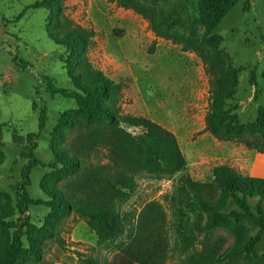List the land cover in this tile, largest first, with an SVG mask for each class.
Wrapping results in <instances>:
<instances>
[{"label": "trees", "instance_id": "16d2710c", "mask_svg": "<svg viewBox=\"0 0 264 264\" xmlns=\"http://www.w3.org/2000/svg\"><path fill=\"white\" fill-rule=\"evenodd\" d=\"M130 9L145 18L156 37L178 43L183 51L194 52L202 60L210 77L209 101L204 116L203 131L219 140L243 143L249 149L264 152V105L257 109L253 121L242 123L232 104L238 85V73L244 68L234 67L229 53L221 48L223 37L214 32L219 22L239 0H197V15L180 20L181 2L169 14L157 11L154 0H107ZM32 9L48 11L45 20L47 36L64 49L59 56L73 89L57 87L44 76L45 88L51 94L74 99L73 112L82 118V134L75 144L59 147L63 133L57 131L51 139L54 159L52 181H43L41 189L46 198L30 197L27 187L35 166H46L36 158L35 139L44 128L47 108L42 104L38 116V132L25 135L27 145L20 155L27 158L21 179L15 184L17 201L14 206L0 201V264H39L43 260L45 240L57 239L59 219L71 213L84 218L87 225L104 243L121 235L127 226L128 238L116 245L115 263L165 264L170 251V230L175 233L177 249L186 253L196 245L200 233L207 234L217 225H231L250 221L258 226L252 237H237L232 253H254L264 234V178L242 174L227 164L212 169L209 181L193 179L186 168V158L176 135L156 121L145 117L122 114L119 99L123 83L106 76L93 66L88 49L95 33L75 23L66 13L65 0H32ZM16 16L18 21L24 14ZM202 26V35L192 33ZM264 77V71L262 72ZM252 100L263 92L256 81L255 67L249 70ZM73 119L61 117V127L71 128ZM1 126V125H0ZM132 128L129 131L127 128ZM1 144V142H0ZM99 148L107 150L106 163L89 162ZM73 151V152H72ZM2 154L0 152V163ZM141 172L163 176L180 174L176 191L171 196V219L162 204L146 202L138 212L124 215L118 202L126 201L136 187L135 176ZM65 178L62 186L57 180ZM257 198L252 205L250 199ZM232 208H228V200ZM45 206L49 212L41 225L31 220L30 206ZM214 247L203 244L200 250L186 255L188 264H217ZM84 264H97L86 258Z\"/></svg>", "mask_w": 264, "mask_h": 264}, {"label": "rangeland", "instance_id": "374dc122", "mask_svg": "<svg viewBox=\"0 0 264 264\" xmlns=\"http://www.w3.org/2000/svg\"><path fill=\"white\" fill-rule=\"evenodd\" d=\"M32 0H0V201L14 206L17 201L15 184L21 179V170L27 158L20 151L27 145L25 135L38 132V116L42 104L47 108L44 128L35 139L34 154L46 166H35L30 173L27 191L32 198H46L41 189L43 181H52L53 169L49 163L54 154L51 139L57 131L63 133L59 147L77 145L82 134V118L73 112L74 99L59 94L51 95L45 88L44 76L57 87L73 89L59 56L64 49L55 44L45 30L48 11L32 9ZM183 2L180 20L187 23L197 15V0H154L157 11L169 14ZM66 13L80 26L94 31L88 49V58L94 67L116 82L123 83L119 99L122 114L148 117L177 137L186 158L185 171L193 179L209 181L212 169L227 164L242 174L250 175L245 159L263 153L247 148L243 143L219 140L203 131L204 116L209 101L210 77L194 52L183 51L180 44L156 37L148 21L130 9H124L107 0H65ZM24 14L18 21L16 16ZM202 35L204 28L191 31ZM214 32L223 37L221 48L229 53L234 67H244L238 73L235 96L230 102L242 123L253 121L259 106L264 105V0H239L217 25ZM255 67L256 81L263 92L252 100L249 70ZM72 117V127H61V117ZM133 131L132 128H127ZM64 147V148H65ZM73 152V151H72ZM107 150L99 148L89 162L106 163ZM180 174L157 176L141 172L135 176L136 187L124 202H118L120 214L138 212L150 200L162 204L171 219L169 200L176 191ZM65 178L57 180L62 186ZM257 198L250 199L255 205ZM264 208V202L262 203ZM228 208H232L229 199ZM49 212L45 206H30L31 220L41 225ZM237 231L231 225H217L210 232L198 235L196 245L180 253L174 231L170 230V251L165 264H188L186 255L200 250L203 244L214 247L217 264H264V234L255 246V252L246 254L231 249L237 237H252L258 226L250 221L238 223ZM59 240L47 239L43 260L39 264H84L91 258L97 264H116V245L128 238L125 231L113 240L99 243L84 218L71 213L59 219ZM117 264H125L122 257ZM135 264V263H128Z\"/></svg>", "mask_w": 264, "mask_h": 264}, {"label": "crops", "instance_id": "0c3cea01", "mask_svg": "<svg viewBox=\"0 0 264 264\" xmlns=\"http://www.w3.org/2000/svg\"><path fill=\"white\" fill-rule=\"evenodd\" d=\"M245 160L250 166V176L264 178V152L249 155Z\"/></svg>", "mask_w": 264, "mask_h": 264}]
</instances>
